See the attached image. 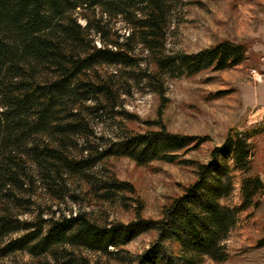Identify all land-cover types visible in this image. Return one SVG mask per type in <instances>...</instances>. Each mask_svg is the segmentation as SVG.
<instances>
[{
	"label": "trees",
	"instance_id": "1",
	"mask_svg": "<svg viewBox=\"0 0 264 264\" xmlns=\"http://www.w3.org/2000/svg\"><path fill=\"white\" fill-rule=\"evenodd\" d=\"M183 5L0 0V264L19 253L55 264H89L78 253L83 249L123 264L228 260L227 240L239 211L259 207L264 194V180L253 171L254 139L264 128L229 131L209 162L196 163V180L158 219L142 216L135 186L110 166L122 157L144 166L190 163L181 152L207 138L166 128L167 79L222 71L247 59V46L231 40L191 53L169 51L170 29ZM134 85L162 99L153 122L157 130L137 132L118 120ZM103 116L119 131L116 136L96 131ZM235 170L241 173L239 208L224 202ZM84 201H94L99 211L81 207ZM105 204L133 208L136 217L110 220ZM151 231L157 236L145 251L124 249ZM263 246L264 237L258 242Z\"/></svg>",
	"mask_w": 264,
	"mask_h": 264
},
{
	"label": "rangeland",
	"instance_id": "2",
	"mask_svg": "<svg viewBox=\"0 0 264 264\" xmlns=\"http://www.w3.org/2000/svg\"><path fill=\"white\" fill-rule=\"evenodd\" d=\"M170 29L169 51L196 52L222 40L245 44L247 59L240 65L222 71L206 70L191 77L168 78L167 104L162 114L166 128L175 133L206 137L200 147L181 152V159L190 163L154 161L138 165L122 157L112 158L110 166L121 180L131 182L136 196L144 203L142 216L158 219L164 207L181 195L196 180V163L211 160V151L220 145L229 131L264 128V0H183ZM84 22L83 19H81ZM162 99L147 88L134 85L131 95H124L125 115L121 124L137 132L157 130L153 122L159 118ZM105 116L95 121L96 131L116 136L118 130ZM253 171L264 180V132L254 139ZM230 164H232V161ZM195 162V163H192ZM234 188L224 200L239 208L241 205V173L233 171ZM259 207L239 211L238 223L231 232L227 246L229 258L224 262L206 259L202 264H264V194ZM84 201L81 207L99 211L96 203ZM74 209L79 208L75 204ZM103 206V205H102ZM110 220L127 223L136 217L133 208L105 204ZM151 231L135 238L124 249L135 255L145 251L156 239ZM89 264H123L88 250H80ZM6 264H55L49 258H33L19 253Z\"/></svg>",
	"mask_w": 264,
	"mask_h": 264
}]
</instances>
